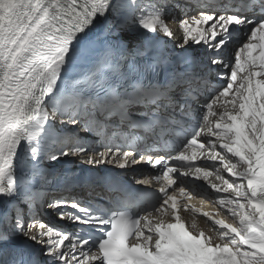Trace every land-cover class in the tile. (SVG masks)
Masks as SVG:
<instances>
[{
    "label": "snow or ice",
    "instance_id": "obj_1",
    "mask_svg": "<svg viewBox=\"0 0 264 264\" xmlns=\"http://www.w3.org/2000/svg\"><path fill=\"white\" fill-rule=\"evenodd\" d=\"M177 8L200 10L174 32ZM63 157L158 167L133 177L158 203L107 177L115 210L65 199L45 166ZM181 177L231 193L216 239L182 217ZM0 264H264V0H0Z\"/></svg>",
    "mask_w": 264,
    "mask_h": 264
},
{
    "label": "bare ground",
    "instance_id": "obj_2",
    "mask_svg": "<svg viewBox=\"0 0 264 264\" xmlns=\"http://www.w3.org/2000/svg\"><path fill=\"white\" fill-rule=\"evenodd\" d=\"M169 26H170V28L173 29L174 32L178 29L177 24H174V23H172L170 21H169ZM180 31L182 32V30H180ZM164 42L170 43V41H168L167 38H164ZM62 159H64V157L61 158L59 161H62ZM48 162H50V164H52L55 161L49 160ZM53 167H55V166H53ZM66 169H68V168H66ZM51 171H53V170H51ZM224 175H225L226 179L229 178L227 173H224ZM212 179H214V177ZM217 195L218 194L216 192H214V191H211L210 194H209L210 198H212V200L214 202L218 203V205H219V200L222 197L217 198L216 197ZM230 195H231V193L229 195H225V196H230ZM218 208H220L232 221V217L227 212L226 207H219L218 206ZM58 210H60V209H57V210H53L52 209L53 212H57ZM215 210H216V208L213 207V206H211L210 210H208V213H210V217L211 218L203 217V216L199 215L198 213L192 214L191 212H187V211H183L182 215L186 218V220H187L189 225L194 223L198 230H204L207 235L211 236L213 239H216L218 237V232L216 230L218 226H214L213 220L217 219V216L216 215H212L214 213L213 211H215ZM165 219H167V217H165Z\"/></svg>",
    "mask_w": 264,
    "mask_h": 264
}]
</instances>
